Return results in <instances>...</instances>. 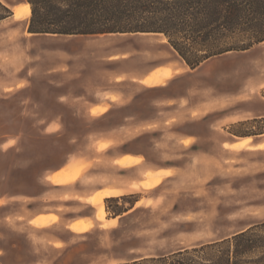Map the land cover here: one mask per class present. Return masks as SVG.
Returning a JSON list of instances; mask_svg holds the SVG:
<instances>
[{
	"label": "rangeland",
	"instance_id": "374dc122",
	"mask_svg": "<svg viewBox=\"0 0 264 264\" xmlns=\"http://www.w3.org/2000/svg\"><path fill=\"white\" fill-rule=\"evenodd\" d=\"M0 2L13 12L24 0ZM29 18L0 22V264H122L198 248L264 222V42L194 70L185 64L162 89L148 91L144 83L109 81L119 71L184 64L164 35H31ZM121 55L124 62H111ZM176 73L155 72L154 86ZM107 91L115 95L109 106L95 108L109 113L93 118L103 112L89 114L90 104L108 103ZM169 98L182 99L170 106ZM151 123L157 125L143 128ZM250 133L258 135L240 136ZM182 134L195 142L180 143ZM103 135L142 143L152 162L172 165L175 174L162 180V173H147L143 190L109 203L110 210L106 199L94 207L87 200L92 208L80 203L74 196L90 181H74L105 148ZM76 158L60 183L71 185L56 188L47 180ZM39 212L58 213L62 221L53 214V223L47 217L29 225ZM94 212L99 225L92 229L83 222L77 233L73 224L72 231L65 227Z\"/></svg>",
	"mask_w": 264,
	"mask_h": 264
},
{
	"label": "trees",
	"instance_id": "16d2710c",
	"mask_svg": "<svg viewBox=\"0 0 264 264\" xmlns=\"http://www.w3.org/2000/svg\"><path fill=\"white\" fill-rule=\"evenodd\" d=\"M22 5L30 9L31 35L162 34L191 70L264 42V0H24ZM11 16L0 2V22ZM131 198L106 199L107 209ZM137 201L129 202L130 209ZM111 211L118 216L128 210ZM122 264H264V222L198 248Z\"/></svg>",
	"mask_w": 264,
	"mask_h": 264
},
{
	"label": "crops",
	"instance_id": "0c3cea01",
	"mask_svg": "<svg viewBox=\"0 0 264 264\" xmlns=\"http://www.w3.org/2000/svg\"><path fill=\"white\" fill-rule=\"evenodd\" d=\"M13 13V12H12ZM13 16V14H12ZM125 56L121 55L120 57H116L113 58V60L111 62H114L115 64L120 63V62H124L125 61ZM186 66L185 63L182 64L180 62H170V64H166V65H161V66H152L149 69H145V70H141V71H137V72H123V71H119V74L113 76L110 79V83H122V82H131L134 84H137L139 86H146L143 84V81L150 77L152 74H154L155 72L159 71V70H163L165 68H171V70L173 71H177V73L175 74V76L173 78H167L164 79L161 86H154V87H144L146 90L148 91H156L158 89H162L164 86L163 83L167 80V82H170L171 80H173L176 76L180 75L183 71H184V67ZM160 68V69H159ZM169 79V80H168ZM144 85H142V84ZM106 96L105 99L108 101L107 102H100V101H96V102H92L88 108L89 114L91 109H100V108H95V107H105V106H109V102L111 103V97H115V95H113V92L107 91L105 92ZM184 98V97H183ZM186 98V97H185ZM182 98H178V99H174V98H169L166 101L167 105H174L180 104ZM204 104V103H203ZM202 107L198 106L196 107V110H201ZM93 109V110H94ZM93 110L91 111L92 114ZM101 112H103V109H100ZM193 111H196L194 109H192ZM100 112V113H101ZM99 113V114H100ZM109 113V109H106L105 112H103L102 114H100L97 117H93V118H103L104 116H106ZM96 115V114H95ZM98 115V114H97ZM157 123H151V124H147L145 126H143V128H150L153 126H156ZM184 137L179 139L180 143L183 144V142L185 141V139H190L192 144L193 142H195V138L192 136H189L187 134H182ZM241 138H239L238 140H228V139H222L220 140L219 144L221 146V148L224 147L225 143L231 144V145H235L238 144L236 142H238ZM103 145H105V148L103 150H97L96 152L99 153L97 154V158H94L93 160L87 162L86 164H88V169H84V171H81L82 173H80V176L74 181V183L76 182H81L82 180H87L88 182L90 181V188H88V190H85L84 192H82L81 194L74 196V198H77V200L82 203L85 204L87 206H89L90 208H92L90 206V204L92 205V203L90 202L91 198L94 195L97 194H105V193H110V197H104L102 199L103 203L105 199H109V198H117V197H121V196H125V195H129L132 194L134 192H137L138 190H143L140 187V184L142 182H144L146 180V174L147 173H162L163 174V179L165 180L167 179L170 175L175 174L174 172V167L166 162H152L149 158V154L147 151H145V149L142 147V143H128V142H116L113 139L107 137L106 135H103L100 141ZM235 143V144H232ZM142 144V145H141ZM230 145V146H231ZM103 161V164L101 165H97L96 163H94V161ZM78 159L76 158L75 160H71L69 162H67L65 165L56 168L52 171H50L49 176L47 177V180L51 183L54 184L52 182V177L56 174H59L61 172H65L63 170H74L72 169V164L76 162ZM134 161L132 164L127 165V166H121L119 163L120 161ZM119 165H117V164ZM70 168V169H68ZM112 168L114 169V173H120L119 177H116L114 175V173H112ZM169 175L168 174V172ZM68 174V173H67ZM167 175V176H166ZM50 177V178H49ZM49 178V179H48ZM75 178V177H74ZM74 180V179H73ZM83 182V181H82ZM70 184H66V185H62V184H54V186L57 187H65ZM142 185V184H141ZM111 190V191H110ZM112 191H116V192H120V195L113 197L114 196V192ZM72 197V196H71ZM88 202L90 203H87ZM93 206V205H92ZM94 207V206H93ZM96 208V207H95ZM57 215L60 219L59 223L62 221L61 219V215L55 212H39L35 215H33L29 220H28V224L33 225L32 221L37 219V218H51L53 223L54 221L57 220L56 216ZM118 217L116 218H107L108 220H116ZM78 222H83L86 225V230L91 227V229L93 227H95L96 225H99V222H97L96 220V212H94L93 216H77L75 218L69 219L66 224L65 227L67 229L70 230V226L72 224L78 223ZM50 223V224H51ZM69 225V226H68ZM92 225V226H91ZM34 226V225H33ZM36 227V226H35ZM37 228H42V227H37ZM90 229V230H91ZM72 231V230H70ZM84 231V232H85ZM74 232V231H72ZM77 233V232H74ZM83 233V232H82ZM3 254H1L0 256H2Z\"/></svg>",
	"mask_w": 264,
	"mask_h": 264
},
{
	"label": "bare ground",
	"instance_id": "6f19581e",
	"mask_svg": "<svg viewBox=\"0 0 264 264\" xmlns=\"http://www.w3.org/2000/svg\"><path fill=\"white\" fill-rule=\"evenodd\" d=\"M29 14H30V9L27 6H25V5H20V6L16 7V8H14V10H13V17L15 19H25V18H27L29 16ZM155 81H156V76L151 75L150 77L146 78L143 81V83L146 86L151 87V86H154ZM120 164L121 165H126L127 161L126 160L120 161ZM69 178H70L69 174L61 172L59 174L54 175L51 179H52V182L54 184H60V183H63L65 181H67ZM104 197H108V195L107 194L95 195V196H93L91 202H92L93 205L99 206V205H101L102 199ZM103 214H104L103 209H101L100 215L103 216ZM34 223L36 225H40V223L38 221H34ZM83 227H84L83 224L75 223V224H73L71 226V229L73 231H75V232H80V231L83 230Z\"/></svg>",
	"mask_w": 264,
	"mask_h": 264
}]
</instances>
